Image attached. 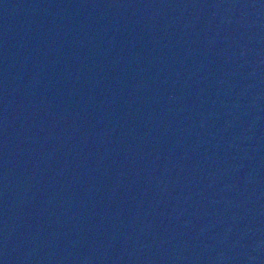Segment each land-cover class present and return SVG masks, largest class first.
<instances>
[{
    "label": "water",
    "instance_id": "obj_1",
    "mask_svg": "<svg viewBox=\"0 0 264 264\" xmlns=\"http://www.w3.org/2000/svg\"><path fill=\"white\" fill-rule=\"evenodd\" d=\"M0 264H264V0H0Z\"/></svg>",
    "mask_w": 264,
    "mask_h": 264
}]
</instances>
